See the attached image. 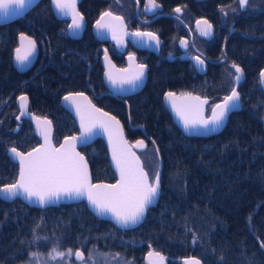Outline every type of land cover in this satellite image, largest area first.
Here are the masks:
<instances>
[{
  "label": "trees",
  "instance_id": "obj_1",
  "mask_svg": "<svg viewBox=\"0 0 264 264\" xmlns=\"http://www.w3.org/2000/svg\"><path fill=\"white\" fill-rule=\"evenodd\" d=\"M21 33L34 37L40 47L34 72L18 73L13 67ZM232 48L243 52L247 67V80L240 86L242 110L230 115L221 133L198 138L184 135L163 101L168 90L186 91L189 84L178 74L155 70L141 93L122 100L107 93L102 79L95 80L94 66H87L96 57L91 35L80 42L69 38L48 0L0 25V187L14 182L19 172L7 151L15 147L27 152L40 144L29 122L14 131L21 93L28 94L31 111L52 121L56 145L79 132L61 99L70 92H84L123 123L131 142L147 139L149 151L140 154L145 167L149 152L157 166L158 155L163 163L158 204L131 230L98 219L84 202L38 209L19 199H0V264H34L33 252L41 254L42 264H78L73 256L79 250L87 264L89 252L96 264H145L151 249L165 254L168 264H182L180 259L188 257L204 264H264V95L256 80L264 69V41L241 38ZM231 87L213 81L211 91L202 94L214 104ZM80 151L95 182L116 181L101 139ZM54 246L65 253L72 249L73 255L49 259Z\"/></svg>",
  "mask_w": 264,
  "mask_h": 264
},
{
  "label": "snow or ice",
  "instance_id": "obj_2",
  "mask_svg": "<svg viewBox=\"0 0 264 264\" xmlns=\"http://www.w3.org/2000/svg\"><path fill=\"white\" fill-rule=\"evenodd\" d=\"M26 2L27 0H0V11L7 17L10 5L23 9ZM51 3L59 14L71 15L72 25L70 27L73 31L82 27L83 17L76 11L77 0H51ZM148 3L151 5V9L160 6L156 0H148ZM238 4L240 9H245L249 0H238ZM146 10L150 9L146 8ZM175 11L180 13L181 8L177 7ZM105 16L110 17L111 20L104 22ZM200 23L201 21H197V25ZM203 24L206 27L200 29L201 35H211L212 25L207 20H204ZM123 29V18L113 16L111 12L103 13L97 21L98 34L107 31L111 33L114 40H117L118 44L122 42L118 33L129 35V33L123 32ZM130 35L139 38L140 41L147 38V40L159 44L158 38L151 32L136 31ZM20 41V46L15 49V59L17 65L23 70V66L29 62V57L35 53L36 42L24 34L20 35ZM181 44L187 47L186 41L182 40ZM128 58L130 62L135 61V56L132 54ZM193 59L200 70H203L204 60L198 56ZM231 67L235 70L234 80L238 83L242 79L243 70L235 63ZM145 68L144 64H133L128 69H115V65L109 61V71L105 75L113 85L119 83L135 87L142 82ZM229 75L232 74L229 73ZM260 81L264 84V71L260 73ZM79 95L83 96V94ZM64 99L65 101L72 100L76 108V113L80 117L81 135L68 137L62 145L53 147L49 138V129L41 128V123L50 125V121L41 122L38 118L33 117V119H37V127L44 136L45 144L27 154L18 151L15 147L11 148L10 151L14 158L19 161L18 179L0 187V196H3L4 199L23 197L29 202L35 201L41 207L57 203L63 198L68 200L86 199L96 215L111 219L120 228H129L139 224L149 206L159 196V172L157 171L150 180L148 173L140 166L139 158L127 147L122 129L119 128V121L115 120V117L101 112L98 108H93L90 101L86 107H82L74 97L65 96ZM83 99L87 101V97H83ZM166 99L171 102L172 109L182 121L185 130L198 127L209 129L210 125L212 130H215L224 123L229 112L239 107L240 94L233 88L230 95L224 97L222 104H216L212 108L210 119H205L203 116V105L207 104L206 99L202 100L198 96L193 97L188 94L185 96L187 102L178 104L177 97L173 92H168ZM19 100L21 101V115H25L27 97L22 95ZM98 132L108 136V142L112 148V160L120 177L115 184H93L84 157L76 151L78 143H86ZM138 143L142 145L143 141ZM249 221L251 223V218ZM193 243H195V238ZM261 247L264 248V242L261 243ZM152 254L150 253V255ZM31 255L36 260V264H40L41 254L33 252ZM66 255L72 256V249H68L65 253L54 246L48 257L55 260L63 259ZM74 255L82 264H87L82 252L76 251ZM155 255L163 264L165 258L159 253H155ZM87 260L91 261V264H96L92 252H89ZM183 264H201V261L199 258L188 257L183 260Z\"/></svg>",
  "mask_w": 264,
  "mask_h": 264
},
{
  "label": "flooded vegetation",
  "instance_id": "obj_3",
  "mask_svg": "<svg viewBox=\"0 0 264 264\" xmlns=\"http://www.w3.org/2000/svg\"><path fill=\"white\" fill-rule=\"evenodd\" d=\"M48 3L54 18L59 22V26L65 29V33L69 38L80 42L83 41L86 34L91 35L94 41L96 57L93 62L86 63L89 69L94 66L98 75L95 80H100L101 78L103 84L105 70L102 65V56L106 50L117 68H126L129 64L128 57L132 54L138 64L146 65L147 82L150 74H153L155 70H159L158 72L160 73L169 69V72L181 76L179 77L181 82L189 85L185 87L186 91H168L196 93L208 99L209 96L202 93L211 91L213 81L232 83L233 86L226 96L230 95L236 84L234 80L235 70L231 67L235 63L243 70V80L238 87L241 100L242 91L240 86L247 80V67H245L243 60V52L240 53L238 49L237 52H234L232 47L241 38L254 42L264 41V0H249V4L245 9H240L238 0H233L231 3L228 0H156V3L160 6L155 9H151L148 0H77L76 10L84 20V26L79 29L80 31L71 29V15L63 16L59 14L57 10H54L51 0H48ZM177 7L181 8L180 13L175 11ZM146 8L150 10H146ZM105 12H111L113 16L123 18V32L129 33V35L125 36L123 33H118L122 39L120 44L112 38L111 33L108 32L109 34L107 35V31L97 34L99 37L107 35L106 40H100L95 36V24ZM178 16L179 19H177ZM108 18L106 22L111 20L110 17ZM204 20H207L212 25L210 38L201 36L200 29L206 27L203 24ZM197 21H201V23L197 25ZM113 23L116 22L113 21ZM254 24L258 25L253 26ZM69 30L73 37L69 36ZM136 31L153 33L158 38L159 44L157 45L155 41H149L147 38L144 41H140L139 38L130 35ZM21 34L27 35L26 33ZM20 35L18 36L17 47L19 46ZM28 37L36 42L40 53L37 40L34 37ZM182 40L187 42V47L182 46ZM197 56L204 60L203 70H200V67L196 65L193 59V57ZM261 60L264 61V57ZM261 60L258 64L263 63ZM34 66L35 64L25 72L18 71L14 66L13 54V67L18 73H27L32 70L34 72ZM261 71H258L256 80L258 81L259 89L262 90L264 95V87H262L260 81ZM229 73L232 75H229ZM90 78L89 73L88 79L90 80ZM106 90L107 93L111 94L107 88ZM197 90L200 93H197ZM22 95L28 96L27 93H21L17 99ZM111 95L116 97L113 94ZM135 95L120 99H128ZM215 104L209 103L207 107L208 113ZM17 111L16 117L19 114L18 107ZM23 122L29 121L22 120L18 130L17 122L14 129L15 132L20 131ZM29 124L32 125L30 122ZM146 142L148 143V141Z\"/></svg>",
  "mask_w": 264,
  "mask_h": 264
},
{
  "label": "water",
  "instance_id": "obj_4",
  "mask_svg": "<svg viewBox=\"0 0 264 264\" xmlns=\"http://www.w3.org/2000/svg\"><path fill=\"white\" fill-rule=\"evenodd\" d=\"M41 0H27L26 2V5L23 9H19V8H16L14 5H10L9 8H8V15L7 17H5L4 13L2 11H0V25H4V24H7V23H11L13 21H16L18 20L19 18L25 16L32 8H34ZM53 8L54 10L56 11L54 5H53ZM77 11V10H76ZM108 16H105L104 17V22L108 21ZM84 26V20L82 21V27ZM81 27V28H82ZM80 31V30H79ZM94 32H95V36L100 39V40H106L107 39V35L109 34L108 32L106 33L107 35L105 37H99L97 34H98V31H97V23L95 24V27H94ZM106 32V31H105ZM104 33V32H103ZM25 35V34H24ZM105 35V34H104ZM27 36V35H26ZM69 36L70 37H73L71 34H70V30H69ZM203 36V35H201ZM203 37H207V38H210L211 35L209 36H203ZM30 38V37H29ZM31 39V38H30ZM20 38H19V46H20ZM26 43V42H25ZM18 46V47H19ZM157 51V50H156ZM38 54H39V49H38V46L36 44V50H35V53L29 57V62L27 64H25L23 66V70H21L20 66L17 65V62H16V52L14 53V66L16 67V69L20 72H25L29 69L32 68V66L35 64L37 58H38ZM109 61L111 62L112 65H115L109 54L107 53V59H106V52L105 54L102 56V65L104 67V84L106 86V88L108 89V91L113 94L114 96L116 97H119V98H125L127 96H131V95H135V94H138L139 92H141L143 90V88L145 87L146 85V82H147V67L145 68V74H144V77H143V80L142 82L138 83L135 87L131 86V85H128V84H124V85H120L119 83L113 85L106 77L105 73L107 71H109ZM133 64H138L137 61L135 60L134 62H130L129 61V64L126 68H123V69H128L130 68L131 65ZM115 69H120V68H117L115 66ZM264 71V70H263ZM243 80V76H242V79L234 86V88L238 91V87H239V84L242 82ZM262 84V83H261ZM262 87H264V84H262ZM168 92H172V91H168ZM166 92L164 94V97H163V101H164V104H165V107L166 109L169 111V113L171 114L172 118H173V121L174 123L176 124V126L184 133L185 136H188V137H191V136H194V137H198V138H208V137H211V136H214V135H217L219 133H221L227 123H228V120H229V117L232 113L234 112H239L241 111L242 109V104H241V100L239 101V107L232 110L231 112H229L226 120L224 121V123L216 128L215 130H212V126L210 125L209 126V129H204V128H195V129H188V130H185L184 126H183V123L182 121L179 119V117L176 115V113L173 111L172 109V106H171V102L169 100L166 99V96H167V93ZM175 93L176 97H177V103L178 104H184L186 103L187 101L185 100V96L190 94L191 96L193 97H200L202 100H207V104L203 105V116L205 119H210L211 116H212V109L210 110V112L208 113V105L210 103V100L208 98H204L202 96H200L199 94H196V93H190V92H185V93H176V92H173ZM239 93V92H238ZM79 94H83V96H80ZM23 96H26L27 97V108L25 111V115H21V107H20V104H21V101L19 100V98L17 99V107H18V110H19V114L18 116L16 117V120L18 122V127H17V130L19 129L20 127V124L22 122V120H27L29 121L32 125H33V128H34V131H35V134L36 136L38 137V139L40 140V144L38 146H36L35 148L27 151V152H22L20 151L19 149H17L18 151L24 153V154H27L28 152H31L33 151L34 149L36 148H40L42 145L45 144V140H44V136L41 134V131L40 129H38L37 127V119H33V117H36L38 118L41 122L42 121H50V125H44L43 123H41V128H44V127H47L49 129V138H50V142L52 144L53 147H59L60 145H62L65 141L66 138L68 137H71V136H68L66 138H64L61 143L59 145H56L55 141H54V135H55V129H54V125L52 124L51 120L46 118V117H40V116H37L34 112L30 111V101H29V98L27 95H23ZM65 96H70V97H74L76 102L81 104L82 107H86L88 105V102L90 101L91 103V106L93 108H98L101 110V112H106L108 113L109 116L111 117H115V120L119 121V128L122 129V132H123V139L124 141L127 142V147L130 149L131 152L135 153L136 157L139 158V162H140V166L143 168V170L145 172L148 173V171L146 170L145 168V165H144V162H143V159L141 157V153L145 152L147 147H148V143L145 141V139H138L134 142H131L127 135H126V131H125V128H124V125L123 123L115 116L113 115L112 113L102 109L101 107H99L98 105H96L93 100L84 92H71V93H68L66 94ZM61 99V105L62 107L69 113L73 116V118L75 119L76 123H77V126H78V129H79V132L77 134H74L72 136H80L81 135V126H80V117L77 115L76 113V108L75 106L73 105V102L72 100H69V101H65L64 97ZM83 97H87V101H85L83 99ZM223 103V100L216 103V104H222ZM215 104V105H216ZM214 105V106H215ZM213 106V107H214ZM212 107V108H213ZM19 117V118H18ZM263 129H264V123H263ZM98 139H101L105 145H106V149L108 151V155H109V159H110V164H111V167H112V170L114 171L115 175H116V181L113 182V183H108V182H104V181H99V182H95L93 180V176H92V170H91V167H90V164L86 158V156L80 151L81 148L83 147H86V146H89L91 144H93L96 140ZM139 141H143V144H139L138 142ZM11 148L7 151V155L8 157L11 159V161L15 164L18 165V168H19V161L18 159L14 158L13 154L11 153ZM76 151L80 153V155H82L87 163V168H88V173H89V176L91 178V182L93 184H115L117 183V181L119 180V173L118 171L116 170V167H115V164L112 160V148L111 146L109 145V142H108V136L106 134H103V133H100L98 132V134L96 135H93L91 137V139H89L86 143H78L77 144V147H76ZM158 158H159V166H158V172L160 174V180H161V174H162V169H163V163H162V160L160 159V156L158 155ZM19 174V172H18ZM149 175V173H148ZM149 178H150V175H149ZM18 179V177H17ZM16 179V180H17ZM151 180V178H150ZM160 191H161V187L159 188V196L156 198L155 202L149 206L148 210L146 211L145 213V216L144 218L142 219V221L135 225V226H131L129 228H120L119 226H117L115 224L114 221H112L111 219L107 218V217H100L98 215H96L95 211L88 205V202L86 199L84 200H68L67 198H63L61 201L57 202V203H53V204H49V205H46L44 207H41L39 206L35 201L33 202H29L27 201L26 199H24L23 197H16L14 199H4L3 196H0V199L2 201H5V202H14L15 200L19 199L21 200L23 203H25L26 205H28L29 207H33V208H38V209H46V208H49V207H60L61 205H70V204H76V203H80V202H84L86 203L88 209L91 211V213L96 216L98 219H101V220H105V221H109L111 222L116 228L118 229H121V230H131V229H134V228H137L139 227L146 219L147 217V214H148V211L149 209L151 208H154L157 206L158 204V201H159V198H160ZM80 252H82L81 250H79ZM83 253V252H82ZM150 253H153L152 255H150ZM155 253H159L160 256H163L165 259L163 261V264H168V257L159 252V251H155L154 249H151L146 257H145V264H161L158 256L155 255ZM84 255V253H83ZM85 257V256H84ZM195 258H198V257H195ZM185 259V258H184ZM184 259H180V262L183 264V260ZM200 259V258H199ZM75 261L76 262H81L80 260H78L76 257H75ZM201 261V264H204L203 261L200 259Z\"/></svg>",
  "mask_w": 264,
  "mask_h": 264
},
{
  "label": "rangeland",
  "instance_id": "obj_5",
  "mask_svg": "<svg viewBox=\"0 0 264 264\" xmlns=\"http://www.w3.org/2000/svg\"><path fill=\"white\" fill-rule=\"evenodd\" d=\"M231 85H232V83H231ZM233 86V85H232ZM232 88V87H231ZM71 93V92H70ZM65 96V95H64ZM210 100V99H209ZM46 118H48V117H46ZM49 119V118H48ZM52 122V121H51ZM17 123V122H16ZM53 124V123H52ZM17 125H18V123H17ZM21 125V124H20ZM77 134V133H76ZM143 139V138H142ZM40 141V140H39ZM147 141V140H146ZM134 142V141H133ZM61 143V142H60ZM59 143V144H60ZM149 143V142H148ZM58 144V145H59ZM13 148V147H12ZM149 151V145H148V147H147V149H146V151L145 152H148ZM145 152H143V153H145ZM146 155V156H145ZM144 156H145V158H146V161L148 160V156H149V162H147L146 163V170L148 171V173H149V175H150V178H152L153 176H154V174L157 172V170H158V166H157V163L154 161V159L152 158V154H151V152H149V155L147 156V154H145ZM145 160L143 159V162H144ZM145 165V164H144ZM115 182V181H114ZM50 208V207H49ZM47 209V208H46ZM84 253V252H83ZM84 256H85V254H84ZM85 259H86V256H85ZM73 260L75 261V255L73 256ZM65 261V260H64ZM64 264H70V262L69 261H65V262H63ZM75 263H78V264H80V262H76L75 261ZM91 263V261L89 262V264ZM34 264H36V262H34ZM40 264H42V263H40ZM47 264H48V262H47ZM53 264H57V263H54L53 262Z\"/></svg>",
  "mask_w": 264,
  "mask_h": 264
},
{
  "label": "bare ground",
  "instance_id": "obj_6",
  "mask_svg": "<svg viewBox=\"0 0 264 264\" xmlns=\"http://www.w3.org/2000/svg\"><path fill=\"white\" fill-rule=\"evenodd\" d=\"M31 111V110H30Z\"/></svg>",
  "mask_w": 264,
  "mask_h": 264
}]
</instances>
